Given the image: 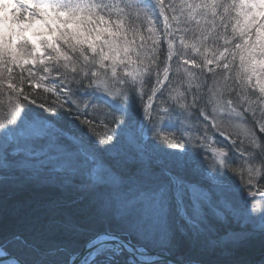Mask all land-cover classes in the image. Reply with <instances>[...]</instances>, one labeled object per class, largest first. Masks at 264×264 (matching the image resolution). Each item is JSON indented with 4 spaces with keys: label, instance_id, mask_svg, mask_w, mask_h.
<instances>
[{
    "label": "snow or ice",
    "instance_id": "obj_1",
    "mask_svg": "<svg viewBox=\"0 0 264 264\" xmlns=\"http://www.w3.org/2000/svg\"><path fill=\"white\" fill-rule=\"evenodd\" d=\"M14 3L10 18L0 16V86L7 84L13 117L0 119V264H264V184L260 183L264 180V84L259 79L264 75V59H257L264 57V0H180L178 6L168 5L171 19L182 18L190 47L201 57L200 63L196 58L185 61L192 65L187 70L189 80H199L207 68L216 89L217 77L225 81L228 77L215 69L229 70L239 55L233 86L226 89L234 99L223 102L230 113L235 102L240 112L234 118L259 136L256 142L249 134L246 155L239 157L248 162L247 180L236 182L229 175L235 172L229 164L237 158L220 153L223 158L211 187L187 177L186 159L162 163L153 151L161 147L157 140L171 148L181 145L162 136L151 118L143 119L150 110H159L154 104L157 93L164 95L159 72L157 87L144 91L155 71L146 61L155 65L161 56V64L173 58L165 0H124L123 7L114 0ZM131 11L136 16L130 20ZM141 13L147 25L153 24L152 15L164 19L162 33L148 27L147 52L145 36L133 26ZM165 37L166 52L161 47ZM209 43L219 45L212 59L204 54L211 51L206 47ZM163 78L169 80L167 67ZM86 79L89 84L81 96L79 88H85ZM113 80L117 84L123 80L124 87H110ZM73 83L79 88L73 90ZM199 87L185 93H195ZM37 89L54 97L52 107L39 104L51 115L30 106L25 109L21 103L36 105L32 96L38 95ZM245 89L258 99L251 102ZM185 93L176 90L168 99L178 103L177 97L187 98ZM224 93L217 89L209 99L193 95L192 105L209 109L221 102ZM101 106L110 110L105 119L124 117L117 121V130L99 117L79 119ZM190 107L182 104L179 110L172 107V112L184 115ZM65 121L72 127H65ZM97 123L105 131L103 137L94 130ZM145 129L155 138L145 141ZM230 147L236 150L238 145L233 141ZM97 152L108 153L109 159L99 162ZM244 171L239 173L241 179ZM237 192L244 194L242 203ZM257 199L261 201L258 215L253 204ZM85 236L82 257L76 244ZM257 241L262 255L253 261L244 251Z\"/></svg>",
    "mask_w": 264,
    "mask_h": 264
},
{
    "label": "trees",
    "instance_id": "obj_2",
    "mask_svg": "<svg viewBox=\"0 0 264 264\" xmlns=\"http://www.w3.org/2000/svg\"><path fill=\"white\" fill-rule=\"evenodd\" d=\"M115 3L120 4L121 7L124 6V0H114ZM153 3H156V0H152ZM176 4L177 6L180 4V0H165V8H166V14H169V23L171 24V31H172V36H173V58L171 61H166L161 64L160 61L164 60V56H161L155 65L151 64L150 62L146 61V64L148 67L153 66L155 71L151 72L152 80L151 83H145L143 85V89L145 92H148L150 88L156 87L157 82H156V76L157 72H159V77H161V74L163 73V70L165 67H168V64L170 63V69H169V80L166 81L164 88L161 89L164 93L163 96H160L158 93L154 103L156 105H159V110H153L152 115H151V120L153 121V117L156 116L157 121L161 120L165 124L162 126V129L159 131L162 136H167L169 139L174 140L176 143H179L181 145L180 148H177V150L174 149H169L167 148L169 145L163 144L161 141L157 140L158 144H161L160 148H154L153 151L154 153L159 157V160L162 163H171L175 161L176 159L174 157H178L176 155H171L168 153V151H172L171 153H184L185 150H190V154H188L192 160V162L188 163V169L186 171L187 177H189V170L191 168L194 169V172H196V179L195 180H202L205 177V174L201 172V169L203 170V167L209 168V166L212 164L210 161L211 155L209 154V148L214 146L213 149H220L224 148L228 149V144L229 142L225 143V139H222L219 137V134L217 131L213 130L211 124L214 123L213 120H211V123H209V119L212 118L215 115L217 106L219 103L214 104L210 106L209 109H204L203 105H192V98L193 95L201 96L204 99H209L211 96V93L213 91H216L217 89H224L225 93L224 96L222 97L221 101L223 102L224 100L228 99H234L232 96L227 95L226 89L231 88L233 86V78L235 77V72L236 69L238 68V63H239V55L236 56L235 63L234 65H230L229 70H222L220 68H216L215 71L217 73H220L223 71V75L228 77V80L225 81L220 77H217L218 84L217 88H213V80L211 79V73L207 72V68L204 69L205 75L201 77L199 80L193 79L189 80L187 70L192 69V65L190 64H185L186 60L196 58L197 63H200V54L194 52L190 44L192 43L191 38H190V33L185 31V24L182 22V18L180 21H173L171 19V14H170V9L168 8L169 4ZM151 15V14H150ZM159 15V14H157ZM157 15H152V20L153 24L152 25H147L146 23H143V14H140V19L135 20L134 22V27H137L140 29L141 33L143 35H150L147 31L148 27H154L157 29L158 33H162V30L164 28L160 15L159 19L157 20ZM177 16H179V12L176 13ZM136 12L131 11V16L130 20L135 18ZM116 17H113L115 19ZM148 39V38H147ZM184 40V44H181V40ZM237 43L240 41L237 40ZM188 43V46L186 44ZM223 41H220V44H222ZM145 45L146 48L144 49L145 52H147V49L151 47V40H146L145 39ZM161 47L165 48L166 52V39L164 38ZM206 47L210 48L211 51H208L204 53L208 59L213 58V52L219 45H215L212 43H209L206 45ZM222 50V49H221ZM231 50V49H230ZM183 51L185 53L184 55H178L177 53ZM201 52H204V47L201 48ZM148 56H151V53H147ZM189 57V58H188ZM110 63V62H107ZM131 67V65L129 66ZM208 67H215L214 65H209ZM93 71H96L94 68ZM122 75V73H118V76ZM196 76H199V73H195ZM147 76V75H146ZM145 76V79H146ZM201 80L203 83H201ZM95 84V78L92 81ZM85 88H79L77 84H71V87L73 90H76L79 88V94L82 96L83 93L85 92V89H87V86L89 84V80H84L83 81ZM122 83V86H121ZM127 83H131V78H128ZM125 82L121 80L119 84H117L114 80L110 82L109 86L113 88H123ZM200 85L199 89L193 93L191 91H188L185 93V89L189 88H196L197 85ZM137 92L140 91L141 85L139 83L136 84ZM176 90H178L181 93H185L186 99H183L181 97H177L178 103L175 101H170L168 99L169 94L171 95H176ZM239 91V89H237ZM246 93V91H245ZM245 93H242L244 95ZM145 99L147 101V96L144 97V103ZM163 101H167L166 103H162ZM224 103V102H223ZM182 104H187L191 105L189 109L184 111V115H179L178 112H172V107H175L176 109H180V105ZM236 103L233 102L232 107L235 106ZM66 107H71V105H66ZM167 108L169 111L166 113L164 109ZM200 108L201 111L199 114L196 112V109ZM59 111V110H57ZM81 111H84L83 106L81 107ZM110 111L108 109L103 108L102 106L98 109H89L88 113L86 115H81L79 119L82 121L84 119L88 120H95L97 117L102 120L108 128L112 129L113 131L117 130L119 125L117 121H121L124 119V117L120 116L119 114H116L115 117H107L105 119V114ZM212 111L213 114L210 116L209 112ZM201 117V118H198ZM208 118V119H207ZM65 127H69L67 125V121L62 122ZM218 126V125H217ZM97 134L100 137H103L105 135L104 129H102L99 124L97 123L94 129ZM111 134V133H109ZM124 137L126 138L128 135V132H125ZM151 138H155L154 134H151ZM220 139V141H219ZM218 141V142H217ZM170 147V146H169ZM162 149H167V151H163ZM216 149V150H217ZM184 150V151H183ZM197 150L200 151V155H197ZM231 153V150L229 149L228 151ZM179 156L181 160L186 159L189 162V156ZM196 156L198 159H194L193 157ZM101 159L103 162L107 161L109 159V154L104 152L101 155ZM189 165H192L193 167H189ZM197 169V171H196ZM204 180V179H203ZM26 193L21 194L20 199H23ZM87 236L82 237L76 244V250L80 251L82 246L85 244L87 241ZM244 255L253 261H259L262 255L261 247L259 244V241L253 243L251 246H249L247 249L244 251Z\"/></svg>",
    "mask_w": 264,
    "mask_h": 264
},
{
    "label": "rangeland",
    "instance_id": "obj_3",
    "mask_svg": "<svg viewBox=\"0 0 264 264\" xmlns=\"http://www.w3.org/2000/svg\"><path fill=\"white\" fill-rule=\"evenodd\" d=\"M165 14H166V12H165ZM160 18H161L162 24L164 26L163 15H160ZM144 36H145V39L148 40L147 39L148 35H144ZM165 39H166V44H167V39L168 38L165 37ZM253 39H255V37H253ZM137 43H139V40H137ZM186 45L189 48L188 43ZM257 59L258 60L259 59H264V57H257ZM170 66L171 65L169 63L168 67H167L168 68V75H169ZM238 67H239V63H238ZM129 68L131 69V67H129ZM150 68H154V67L151 66ZM256 79H257L256 77H253V84H255ZM259 79H260L261 83L264 84V75H261L259 77ZM160 81H161V83L159 85V88L163 89L164 85L166 83V81L163 78V73L161 74ZM13 82L15 83V80ZM121 86H122V83H121ZM258 89H259V86L257 85L255 90L258 92ZM25 91L27 92L28 89L25 88ZM245 91H246V93L248 95V99L251 102H255L258 99V96H252L250 94L249 90L245 89ZM36 92L38 93V95H33L32 98L33 99H37V104L36 105H29V104L25 103L22 100L21 103L24 105V108L27 109L30 106L33 109H36L38 112L45 113L46 115H51V113H47L46 108H40L39 104L46 102L48 107H52L53 106L54 97H52L51 94L44 93L43 90H41V89H37ZM154 101H155V99H154ZM10 103L11 102L9 100V92L7 91V84H4L3 86H0V105H2V106H0V119H12L13 118L11 116L9 110H8L9 106H10ZM145 103H147L146 99H145ZM232 109L234 111H232L230 113V111H229L228 107L226 106V104L221 101V102H219V104L217 106L215 115L212 118L209 119L210 121L211 120L214 121V123L211 124V125H213L212 128H213V130L217 131V133L219 134V137L221 138V140L225 139V141H224L225 143L229 142L228 149L224 148V150H223L222 148H220V149L216 148L217 149L216 150V155L212 154V149L214 148V146L213 147L211 146L209 148V154L211 155L210 161L212 162V164L209 166L208 169L205 168V167H203V170L201 169V172L203 174H205V177L203 178L204 180L203 179L202 180H196V181H199L201 184L207 185L209 187H211L213 185V183H215V181L212 178H213L214 174L217 171L218 160L223 158L220 155V153H227V154L232 155V156L237 158V162L236 163L229 164V168L235 170V172H230L229 175L234 176L236 182L243 184V182L247 180L246 168L249 165H248V162L239 159V157H240L241 154H245L246 155V153L244 152V149L247 147V144H248V139L247 138L249 137V134H251L252 140H254L256 142L259 141L258 134L255 131L252 130L250 125L245 124L242 120H238V119L234 118L235 114L240 112L239 107H237V105H235V106L232 107ZM152 111L153 110H150L147 115L143 116V119L145 120V122L148 121V119H147L148 117L151 118ZM229 115H231L233 118L229 119ZM33 117L37 118V119L40 118V117H37L35 115V113H33ZM152 124L156 126L157 131H160L162 129V126L165 125L163 123V121H161V120L157 121L156 116L153 117ZM67 125H69V127H72V125L70 123H68V122H67ZM151 134L152 133H150L147 129L144 130V139H145V141H147L149 138L152 137ZM219 141H220V139H219ZM233 141H235L237 143V145H238V148L236 150H234L232 147H230V145L233 144ZM167 148L174 149V150L178 151L177 148H171L169 146ZM229 149L231 150V153L228 152ZM171 152H172L171 150L168 151L169 154ZM189 154H190V152H189ZM96 155H97L98 161L99 162H103V160L101 159L102 158L101 157L102 152H97ZM174 158L176 160H178V159L181 160L179 156L178 157H174ZM193 158L194 159H198L196 156H194ZM190 162H192V160H191V158L189 156V162L188 163H190ZM226 163H227V161H226ZM189 167H193V166L189 165ZM221 170H223V169H221ZM241 170H245L243 179H241L240 175H239ZM196 171H197V169H196ZM189 172L190 173L188 175L189 176L188 178L195 180L196 179V172H194V169L191 168V170H189ZM260 183L264 184V180H261ZM243 195L244 194L237 192V200H238V202H241V203L243 202ZM253 204L255 205V208L257 210V215H258V210L261 207V201L258 200V199L254 200ZM223 227H227V225L222 226L221 230H223Z\"/></svg>",
    "mask_w": 264,
    "mask_h": 264
},
{
    "label": "clouds",
    "instance_id": "obj_4",
    "mask_svg": "<svg viewBox=\"0 0 264 264\" xmlns=\"http://www.w3.org/2000/svg\"><path fill=\"white\" fill-rule=\"evenodd\" d=\"M15 7L14 0H0V16L10 18Z\"/></svg>",
    "mask_w": 264,
    "mask_h": 264
},
{
    "label": "water",
    "instance_id": "obj_5",
    "mask_svg": "<svg viewBox=\"0 0 264 264\" xmlns=\"http://www.w3.org/2000/svg\"><path fill=\"white\" fill-rule=\"evenodd\" d=\"M86 244V243H85ZM85 244L82 246V248L80 249L79 253L80 255L83 257L86 253V248H85Z\"/></svg>",
    "mask_w": 264,
    "mask_h": 264
},
{
    "label": "bare ground",
    "instance_id": "obj_6",
    "mask_svg": "<svg viewBox=\"0 0 264 264\" xmlns=\"http://www.w3.org/2000/svg\"><path fill=\"white\" fill-rule=\"evenodd\" d=\"M150 115V114H149ZM147 119H149V117L147 118ZM86 243V242H85Z\"/></svg>",
    "mask_w": 264,
    "mask_h": 264
}]
</instances>
